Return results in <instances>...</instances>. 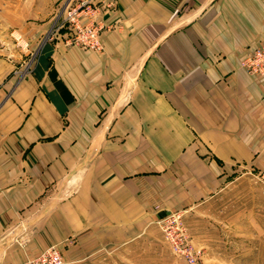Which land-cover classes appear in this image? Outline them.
<instances>
[{"label": "crops", "instance_id": "0c3cea01", "mask_svg": "<svg viewBox=\"0 0 264 264\" xmlns=\"http://www.w3.org/2000/svg\"><path fill=\"white\" fill-rule=\"evenodd\" d=\"M108 1L101 49L55 30L39 79L44 44L28 65L0 46V264L137 238L264 152V75L239 68L264 0Z\"/></svg>", "mask_w": 264, "mask_h": 264}, {"label": "rangeland", "instance_id": "374dc122", "mask_svg": "<svg viewBox=\"0 0 264 264\" xmlns=\"http://www.w3.org/2000/svg\"><path fill=\"white\" fill-rule=\"evenodd\" d=\"M66 1L0 0V46L25 56L28 65L36 47L49 42ZM234 169L212 201L152 206L163 214L137 238L117 246L94 240L76 245L72 238L16 264L49 248L61 264H264V152L249 167ZM188 250L192 262L183 255Z\"/></svg>", "mask_w": 264, "mask_h": 264}, {"label": "built area", "instance_id": "2783aa9c", "mask_svg": "<svg viewBox=\"0 0 264 264\" xmlns=\"http://www.w3.org/2000/svg\"><path fill=\"white\" fill-rule=\"evenodd\" d=\"M111 6L112 2L108 0H67L56 30H65V42L68 45L99 51L101 49L99 33L102 25L97 16ZM239 68L251 76L264 75V42L247 49L239 62ZM188 252L183 251V255L192 262L195 255ZM24 264H61V260L57 251L49 248L34 260Z\"/></svg>", "mask_w": 264, "mask_h": 264}, {"label": "trees", "instance_id": "16d2710c", "mask_svg": "<svg viewBox=\"0 0 264 264\" xmlns=\"http://www.w3.org/2000/svg\"><path fill=\"white\" fill-rule=\"evenodd\" d=\"M51 53V48L48 44H44L40 51H39V55L37 56L36 59V65H35V70H34V74L37 77V79L40 78V75L47 70V68L49 67V56ZM60 112H62L59 109Z\"/></svg>", "mask_w": 264, "mask_h": 264}]
</instances>
